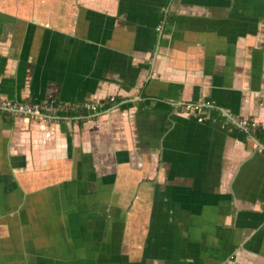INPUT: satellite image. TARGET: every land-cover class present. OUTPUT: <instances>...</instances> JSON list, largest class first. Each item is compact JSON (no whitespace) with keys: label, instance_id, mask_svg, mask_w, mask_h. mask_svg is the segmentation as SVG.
<instances>
[{"label":"crops","instance_id":"0c3cea01","mask_svg":"<svg viewBox=\"0 0 264 264\" xmlns=\"http://www.w3.org/2000/svg\"><path fill=\"white\" fill-rule=\"evenodd\" d=\"M116 97L0 115V264H264V0H0V98Z\"/></svg>","mask_w":264,"mask_h":264},{"label":"built area","instance_id":"2783aa9c","mask_svg":"<svg viewBox=\"0 0 264 264\" xmlns=\"http://www.w3.org/2000/svg\"><path fill=\"white\" fill-rule=\"evenodd\" d=\"M113 101V98H112ZM209 105H197L191 104L186 108L188 112L200 115L204 107ZM104 105L101 103L97 104H84L71 109L65 105H59L55 101H48L44 104H36L31 102H19V101H10L4 98H0V115H9L12 117H27V118H38L43 119L46 115H60L61 113H67L70 110H86L92 113L100 112L103 110ZM202 117L199 118V122H203ZM240 127L243 130H247V122H240Z\"/></svg>","mask_w":264,"mask_h":264},{"label":"trees","instance_id":"16d2710c","mask_svg":"<svg viewBox=\"0 0 264 264\" xmlns=\"http://www.w3.org/2000/svg\"><path fill=\"white\" fill-rule=\"evenodd\" d=\"M121 102H122V100L117 98V97L113 98V101L110 98L106 102L102 103L104 105L103 110L107 111V110H109V109H111L113 107H116V106L120 105ZM120 107H122L123 109H126V108H128L130 106L129 105L126 106V105L122 104V105H120ZM69 108L71 109L72 107L69 106ZM85 111L86 110H78V111L70 110L69 112H67V113L65 112L64 114H66L68 116H72V115L76 116V115L83 114V112H85ZM90 113H92V112H90ZM61 114H63V113H61ZM244 134H245L246 137L250 136V137H254V138L258 139V140H263L264 139V129H260L257 126H252L251 123H247V131H245Z\"/></svg>","mask_w":264,"mask_h":264},{"label":"water","instance_id":"95a60500","mask_svg":"<svg viewBox=\"0 0 264 264\" xmlns=\"http://www.w3.org/2000/svg\"><path fill=\"white\" fill-rule=\"evenodd\" d=\"M261 147V146H260ZM264 150V147L262 148Z\"/></svg>","mask_w":264,"mask_h":264}]
</instances>
